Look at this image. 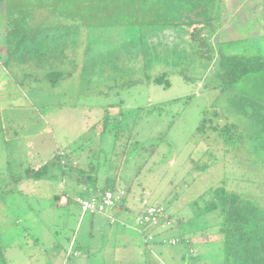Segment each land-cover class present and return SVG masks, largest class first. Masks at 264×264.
Returning <instances> with one entry per match:
<instances>
[{
  "label": "rangeland",
  "instance_id": "374dc122",
  "mask_svg": "<svg viewBox=\"0 0 264 264\" xmlns=\"http://www.w3.org/2000/svg\"><path fill=\"white\" fill-rule=\"evenodd\" d=\"M47 2L41 11L36 0H0V239L8 264H83L85 242H117L91 229L92 214L68 204V196L76 198L83 185L24 179L30 165L50 160L57 149H65L63 163L74 173L102 165L100 184L106 176L115 180L127 201L119 221H128L134 233L141 236L135 216L146 205L167 209L172 227L156 234L166 232V240L178 242L157 247L164 264H175L170 252L187 251L188 240L198 244L204 235L213 236L217 214L195 219L191 202L225 176L230 191L264 207L258 174L224 156L216 133H197L203 112L218 111L219 125L238 126L249 159L264 171V114L241 110L250 96L256 101L247 107L264 113V74L226 91L217 88L220 50L264 54V21L257 17L261 0H248L227 23L214 17L205 24H193L188 14L207 6L215 15L219 0ZM45 14L49 23L41 30L47 39H30L31 30L23 44L41 52L14 49L22 33L7 35L15 18L24 27ZM220 23L227 24L222 33ZM220 37L231 42L219 44ZM53 71L68 76L52 86L45 75ZM160 76L170 87L153 82ZM82 144L84 152L77 151ZM215 246L208 252L210 264L224 258ZM186 254L177 262L190 263ZM103 259L100 264H108Z\"/></svg>",
  "mask_w": 264,
  "mask_h": 264
},
{
  "label": "trees",
  "instance_id": "16d2710c",
  "mask_svg": "<svg viewBox=\"0 0 264 264\" xmlns=\"http://www.w3.org/2000/svg\"><path fill=\"white\" fill-rule=\"evenodd\" d=\"M39 1V8L44 11L43 8L49 5L48 0H36ZM51 2L53 0H50ZM80 0H78L79 2ZM85 2V0H83ZM143 1V0H140ZM55 3L60 4L68 3L71 6L75 5L77 0H54ZM66 2V3H65ZM35 19L39 18V15L34 16ZM41 20L37 22L27 23L24 27L23 22L18 21L15 18V28L7 35L16 36L19 34L18 29L21 30V35L18 39L16 50H25V53L34 54L39 51L36 46L28 45L23 46L29 39L27 33L33 30L34 34L29 35L32 40L42 38L47 39L41 30L42 27L47 25L48 14L41 16ZM209 23V21L205 22ZM203 23V24H205ZM10 26V25H9ZM8 26V27H9ZM10 28V27H9ZM7 36V37H8ZM227 44V43H226ZM41 52V51H39ZM8 53V49H7ZM25 60V56L21 58ZM218 65L220 72L218 77L221 80L218 89L226 91L234 87L236 83L242 81L253 75L264 74V54L259 56H245V55H226L223 51L219 52ZM68 74H63L59 71L49 72L45 75V78L52 86L58 85V83L67 78ZM153 82L158 85H164L170 87V82L165 76L153 78ZM255 99L250 96L244 97V104L241 110L244 108L245 113H252L254 115H262L263 111L253 108H248L247 104L255 103ZM254 114V115H253ZM221 121V115L218 111H204L203 119L197 129V133L206 137L209 132L216 133L222 140L224 148V156L230 155L232 159L237 163L245 162L248 168L251 167L252 172H256L261 179V183L264 185L262 177H264V171L259 166H255V163L249 159L248 151L245 150V145L240 141L238 126L225 123L222 127L218 122ZM92 130H96L95 127ZM85 146L82 144L77 148V151H83ZM65 150V149H64ZM64 150H57L53 157L42 167L38 169L28 168L25 170L24 179L32 180H46V181H65V179H71L78 186H86L88 190L94 194H98V191L104 193L107 190L116 191L115 180L106 176L104 185L100 184V172L101 164L96 169L90 168L87 172L81 169L78 173H74L71 169V165L63 163V159L67 158L64 154ZM75 150V149H74ZM77 153V152H76ZM259 156V155H258ZM208 167H204L202 170H206ZM108 171H106V175ZM264 179V178H263ZM77 196L85 197L86 195L81 189ZM56 199H58L56 197ZM125 201L123 200L119 206H122ZM68 204H74L79 207L75 202V198L68 196ZM192 208H194L195 219H200L203 216L209 214H217L216 221L213 223V236L204 235L205 243H213L218 245L223 250L224 264H264V207L258 203L257 200L243 197L241 194L232 192L227 188L226 176L219 181V183L206 190L196 200L191 202ZM163 245L165 244L162 241ZM166 245V244H165ZM6 247L3 246L0 239V264H8L6 258ZM79 251V250H77Z\"/></svg>",
  "mask_w": 264,
  "mask_h": 264
},
{
  "label": "crops",
  "instance_id": "0c3cea01",
  "mask_svg": "<svg viewBox=\"0 0 264 264\" xmlns=\"http://www.w3.org/2000/svg\"><path fill=\"white\" fill-rule=\"evenodd\" d=\"M248 0H219L218 6L215 8V15L212 13L213 7L208 8L207 6L203 8H194L192 13L188 14V17L192 20L193 24L197 23H205L207 21L213 20V18H217L218 21L222 20L223 22H229L233 17V13L241 10H245L244 4H246ZM261 0V6L257 9L260 10L261 14L260 17L257 15V17L264 21V16H263V4ZM221 24V23H220ZM226 25L221 24L220 26V33L224 29H226ZM231 41L226 39L223 40L221 37L218 39L217 43H230ZM7 53V51H6ZM5 53V54H6ZM83 108H86L83 106ZM93 108V107H90ZM89 111H84V114H86ZM91 112H93L91 110ZM90 112V113H91ZM85 120V118L83 119ZM87 128V125H85V129ZM98 138V134H96ZM87 138L86 134H83V139ZM96 145V144H95ZM75 147V146H74ZM60 150V149H57ZM56 152V151H55ZM53 153V155L55 154ZM84 152V151H80ZM83 153H80V155ZM52 155V157H53ZM79 155V154H78ZM49 161V160H48ZM48 161H45L44 163H38L36 166H29L28 168L32 169H38L45 165ZM29 161L27 160V163ZM29 164V163H28ZM92 168V166L90 167ZM84 169V168H83ZM40 181V180H37ZM53 182V181H51ZM83 192L85 193L86 196L88 197H93L96 194H94L92 191L88 190L85 186L82 188ZM99 193V191H98ZM87 197V198H88ZM126 200L123 203L122 206H119V209L116 211H109L106 215L98 214V215H93L94 219L92 220L91 224V229H97L102 231L101 235L102 236H110V238H116V243L106 245L103 242L99 243H86V246H83V264H100L103 260H101L103 257L108 258V264H164L161 262L158 254H157V247L162 246L163 240H166V235L163 234H156V238L154 241L144 244V240L146 241V233L143 229H140L139 227L136 226V231L137 233L141 234L138 235L133 232L132 225L129 224L127 221L123 223H120L119 221V213L121 214V211L126 209ZM110 217H114L117 221L112 223ZM129 214L125 218L127 220L129 219ZM135 218H137L135 216ZM117 223H120V227L115 228V225ZM199 241V240H198ZM143 242V244H142ZM204 242V241H203ZM140 243L142 245H140ZM155 244L154 246L151 245ZM200 243V244H199ZM165 245V244H164ZM196 245L199 247V249L196 248ZM177 247V246H176ZM215 244L213 243H201L198 242V244H194L192 241L188 240L187 244V251L184 248L183 250H179L178 248H175L173 251H171V259L173 260V263L177 264H197L195 262L199 261L198 264H210V260L207 258L208 252H210L212 249H215ZM108 248V249H106ZM198 250V251H197ZM104 252V253H103ZM189 253L191 258L190 263H185L183 260L184 254ZM211 253V252H210ZM162 256V255H161ZM178 257H183L182 263H178ZM201 257V258H200ZM199 258L201 260H199ZM180 259V258H179ZM202 263H201V262ZM220 264H224V258H221Z\"/></svg>",
  "mask_w": 264,
  "mask_h": 264
},
{
  "label": "built area",
  "instance_id": "2783aa9c",
  "mask_svg": "<svg viewBox=\"0 0 264 264\" xmlns=\"http://www.w3.org/2000/svg\"><path fill=\"white\" fill-rule=\"evenodd\" d=\"M123 201L118 190H107L104 193L99 192L92 198L77 196L75 202L83 215L102 214L106 215L112 208ZM113 219V218H112ZM115 220V219H113ZM114 222V221H112ZM135 224L146 233V242H152L160 229H169L172 227L171 219L167 214V209L161 205H146L143 212L135 219ZM165 244L176 245L177 240H163Z\"/></svg>",
  "mask_w": 264,
  "mask_h": 264
}]
</instances>
